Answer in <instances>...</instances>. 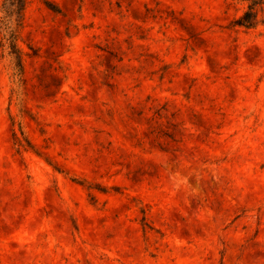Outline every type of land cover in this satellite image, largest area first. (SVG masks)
<instances>
[{
  "label": "rangeland",
  "instance_id": "1",
  "mask_svg": "<svg viewBox=\"0 0 264 264\" xmlns=\"http://www.w3.org/2000/svg\"><path fill=\"white\" fill-rule=\"evenodd\" d=\"M246 7L29 0L24 85L0 51V264H264V23L232 27Z\"/></svg>",
  "mask_w": 264,
  "mask_h": 264
},
{
  "label": "trees",
  "instance_id": "2",
  "mask_svg": "<svg viewBox=\"0 0 264 264\" xmlns=\"http://www.w3.org/2000/svg\"><path fill=\"white\" fill-rule=\"evenodd\" d=\"M247 4L243 14L232 21V27L253 29L259 23H264V0H240ZM29 0H2L0 18V51H7V55L13 60L14 78L20 85H24V65L23 58L38 56L36 51L31 49V53H24L19 47L21 31L24 25V15ZM45 4L49 6L48 2ZM51 10L52 7H49ZM16 144L22 147L20 139L14 137Z\"/></svg>",
  "mask_w": 264,
  "mask_h": 264
}]
</instances>
